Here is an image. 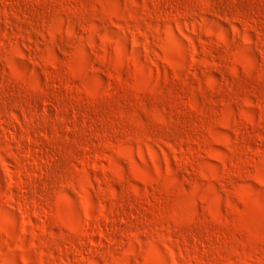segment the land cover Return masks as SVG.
<instances>
[{"label": "rangeland", "instance_id": "obj_1", "mask_svg": "<svg viewBox=\"0 0 264 264\" xmlns=\"http://www.w3.org/2000/svg\"><path fill=\"white\" fill-rule=\"evenodd\" d=\"M61 1L0 0V110L5 115L0 112L4 120L0 126V158L12 157L3 147L4 143L10 147V139L11 153L14 151L27 164L31 163V149L38 150L44 143L47 148H42L49 156L58 148L61 150L55 156L59 158H63L59 155L62 150H75L74 157L63 155L72 162L64 171L65 177L74 181L78 174L82 177L95 210H109L132 191L140 194L142 198L130 194V200L140 204H136L138 216L131 217L126 211L131 217L128 222L120 214H112L110 223L109 219L100 224L129 230L137 223L135 226L148 228L153 237L126 232L121 236L123 243L110 248L112 255L96 250L95 264H159L157 252L168 264H185L184 256L193 263L188 252L195 246L201 252L202 264H264V142L256 136L264 133V110L260 112L257 106L264 104V0H172L180 4L178 7L171 0ZM18 83L48 89L52 86L53 94H59L55 95L58 100L54 98L57 104L63 106L66 101L68 109L79 108L78 112L66 111L73 117L75 114L76 120L78 117L86 136L76 137L67 128L73 117L66 111L68 122L67 115L55 110L57 115L46 116L42 98ZM9 104L19 118L23 111L28 118L29 112L41 127L46 124L43 128L55 135L61 133L60 146L39 134V141L44 143L28 144L25 136L21 147L12 142L11 131L17 135L22 131L11 116ZM244 117L255 124L251 126ZM12 128L20 129L15 132ZM87 133L90 139H86ZM72 137H76L74 143ZM194 139L200 140L196 143ZM15 147L22 153L18 155ZM86 151L89 162L97 167L83 169L80 156ZM10 157L4 160L14 164ZM2 170L0 161V192L6 188ZM64 172H56L53 181L62 185L60 189L55 185L58 194L62 192L58 196L62 198L60 214L46 228L38 227L42 214L38 218L31 214L32 224L24 223L13 200L0 198V205L5 200L2 206L16 216L14 220L0 217V264L94 263L68 252L59 241L64 224L73 218L71 206L81 213L84 209L79 185L66 186L58 179ZM31 181L34 183L27 178L30 191ZM10 189L8 196H21ZM97 190L104 192L106 199ZM37 194L33 196L38 199L41 196ZM43 199H38L39 207L49 209ZM198 234L202 240L199 243L193 237ZM220 238L228 243L221 252L216 244Z\"/></svg>", "mask_w": 264, "mask_h": 264}, {"label": "bare ground", "instance_id": "obj_2", "mask_svg": "<svg viewBox=\"0 0 264 264\" xmlns=\"http://www.w3.org/2000/svg\"><path fill=\"white\" fill-rule=\"evenodd\" d=\"M15 1V0H14ZM36 1L38 2V0H35V2L34 3H36ZM41 1V0H40ZM63 1V0H62ZM61 1V2H62ZM160 1V0H159ZM169 1V0H168ZM166 2V1H165ZM171 2H172V0H171ZM176 2H178V0L176 1ZM176 2H172V3H174V4H172V5H174V7H178V6H180V4L179 3H176ZM23 3V2H22ZM25 3V2H24ZM33 3V2H32ZM262 3V2H261ZM32 5V4H31ZM30 5V6H31ZM39 5V4H38ZM170 5V4H169ZM182 5V4H181ZM187 5H189V4H187ZM263 5H264V2H263ZM38 7V6H37ZM263 7V6H262ZM13 8V7H12ZM171 9V8H170ZM174 9V8H173ZM185 9V8H184ZM186 9L189 11L190 9H189V7L187 8L186 7ZM175 10V9H174ZM186 10V11H187ZM171 11V10H170ZM180 11V10H179ZM261 11V10H260ZM5 13V12H4ZM174 13V12H173ZM186 13H188L189 14V12H186ZM247 13V12H246ZM0 14H1V12H0ZM172 14V13H171ZM170 14V15H171ZM190 14H191V12H190ZM173 15V14H172ZM249 15V14H248ZM243 16V15H242ZM252 16V15H251ZM262 16V15H261ZM172 18V17H171ZM178 19V18H177ZM263 19V18H262ZM260 20V19H259ZM176 22V21H175ZM1 38V37H0ZM2 40V39H1ZM205 49V48H204ZM58 74V73H57ZM48 76V75H47ZM59 76V75H58ZM51 78V77H50ZM49 78V79H50ZM60 78V77H59ZM48 79V78H47ZM58 79V78H57ZM56 79V80H57ZM51 80H54V78L53 79H51ZM49 81V80H48ZM58 81V80H57ZM51 82V81H50ZM53 82V81H52ZM51 82V83H52ZM55 82V81H54ZM60 82V81H59ZM58 82V83H59ZM49 83V82H48ZM19 84V86L20 87H22L23 89H26L27 91L29 90V91H32L33 93H36L39 97H41L42 98V103H43V105H41V106H43V110L45 111H43L44 113H46L45 115L46 116H49V115H51L52 113L53 114H55V115H57L55 112H62V114H64L65 116L67 115V113L69 112H67L66 111V109L67 110H69L68 108H67V106H68V104L69 103H66V105L67 106H64V104H65V102H64V104H63V106H61L60 104H61V102L59 103V101H58V103L59 104H57L56 103V101L58 100V97H56V96H58V95H56V94H53L54 92L53 91H51L52 90V86H49V88L50 89H48V87H45V88H43L42 86L41 87H37L36 85L35 86H30V87H26V86H24L23 84H21V83H18ZM17 84V85H18ZM46 84V83H45ZM2 85V84H1ZM8 85V84H7ZM6 85V86H7ZM12 85V84H11ZM4 86V85H3ZM57 86V85H56ZM89 86V85H88ZM0 87H2V86H0ZM64 87V86H63ZM4 88V87H3ZM2 88V89H3ZM9 88V87H8ZM8 88H7V90H8ZM54 88V87H53ZM2 89H1V91H2ZM63 89V88H62ZM6 90V91H7ZM54 90V89H53ZM87 91V90H86ZM68 92H70L69 90H68ZM175 92V91H174ZM65 93V92H64ZM71 93V92H70ZM76 93V92H75ZM63 93H61V95H62ZM78 94V93H77ZM81 94V93H80ZM91 94H93V93H91ZM178 94V96H179V93H177ZM177 94H175V95H177ZM30 95V94H29ZM56 95V96H55ZM84 95V94H83ZM99 95H101V94H98V96ZM72 96V95H71ZM76 96V95H75ZM85 96V95H84ZM93 96V95H92ZM174 96V95H173ZM83 97V96H82ZM94 97V96H93ZM101 97V96H100ZM99 97V98H100ZM54 98H56L55 100H54ZM74 98V97H73ZM89 100H90V98L89 97H87ZM98 98V97H97ZM96 98V99H97ZM5 99V98H4ZM38 99V98H37ZM60 99H62V98H60ZM70 99V98H69ZM95 99V100H96ZM101 99V98H100ZM7 100V99H6ZM14 100V99H13ZM15 100H16V98H15ZM64 100V99H63ZM67 100V99H66ZM71 100V99H70ZM85 100V99H84ZM93 101H94V99H92ZM2 101V100H1ZM1 101H0V104L2 105V103H1ZM61 101V100H60ZM83 101V100H82ZM81 101V102H82ZM86 101V100H85ZM7 102V101H6ZM6 102H4V103H6ZM18 102H20V101H18ZM22 103H24L23 101H21ZM21 102L20 103H18V104H21ZM28 102V101H27ZM7 103H11L12 105H13V103H12V101L10 102H7ZM6 103V104H7ZM26 103V102H25ZM39 103V102H38ZM56 103V104H55ZM62 103H63V101H62ZM80 103V102H79ZM261 103V104H260ZM260 103H258V108L260 109V112H261V110H264V104H263V106H262V102H260ZM11 104H9V105H11ZM14 104H15V102H14ZM16 104H17V102H16ZM17 104V106L16 105H14V106H16V108H18L19 107V105ZM81 104V103H80ZM8 105V104H7ZM12 105L10 106V108L12 107ZM40 105V104H39ZM72 105H73V107H75L74 106V104L72 103ZM71 105V106H72ZM76 105V104H75ZM78 105V104H77ZM6 106V105H5ZM22 105H20V107H21ZM38 107V106H37ZM68 107H70V106H68ZM78 107V106H77ZM191 107H192V109L194 110V111H197V113H198V110H196L197 109V107H196V105L195 104H192L191 105ZM7 108H8V106H7ZM0 109H2V108H0ZM14 109H15V107H14ZM19 109V108H18ZM21 109V108H20ZM19 109V110H20ZM76 109H79V108H76ZM75 108H71L70 110H72V112H78L77 110H76ZM83 109V108H82ZM4 110H6V109H4ZM9 110H11V109H9ZM9 110H7V112L9 111ZM12 110H13V107H12ZM11 110V111H12ZM19 110H16L17 112L19 111ZM26 110V109H25ZM29 110V109H28ZM53 110H55V112H53ZM186 110V109H185ZM11 111H9V112H11ZM15 111V112H16ZM63 111H66V112H63ZM81 111V110H80ZM0 112H1V114H2V111L0 110ZM20 112V111H19ZM90 112V111H89ZM6 113V112H5ZM28 113V114H27ZM263 113H264V111H263ZM4 114V113H3ZM2 114V115H3ZM26 114L28 115V118L26 117V115H25V112L23 111L22 112V115H23V117H20V118H22V123H20V121H21V119L19 118V116L17 115V113H14V110H13V112H11V116L17 121V123L19 122V125H20V128H21V131H22V133L20 132V134H15L14 132H12L11 131V133L13 134V135H11L10 133H8V134H10V137H13V141L12 142H14L15 141V143L17 144V146H19V147H21V143H20V141L21 140H24L25 141V139H26V142L28 141V144H30L29 142H31V143H37V142H41V140L39 141V138H38V136L40 135L41 136V138H44V140H49L50 142H53L55 145L57 144V145H59V142H62V135H61V133H60V136L58 135H55V133L53 134V132L51 131H48V128L46 127V129L45 128H43L45 125L43 124V127H41V125L39 124V123H37L36 122V120H35V118L32 116V115H30L29 114V112H26ZM61 114V115H62ZM69 115H70V113H68ZM191 114V113H190ZM1 115V116H2ZM10 115V114H9ZM19 115H21L20 113H19ZM21 115V116H22ZM60 115V116H61ZM63 115V116H64ZM0 116V126H2L1 124H3V122H4V120H3V117H1ZM3 116H5V115H3ZM8 116V115H7ZM30 116L31 117H33L34 118V121L36 122H34L32 119L33 118H30ZM36 116V115H35ZM70 116H72V115H70ZM69 116V117H70ZM89 116V115H88ZM87 116V117H88ZM195 116H196V114H195ZM57 117V116H56ZM59 117V116H58ZM57 117V118H58ZM73 117V116H72ZM12 118V119H13ZM67 119H68V115H67V117H66ZM65 118V119H66ZM5 119V118H4ZM9 119H11V118H9ZM47 119V118H46ZM53 119H55V117L53 118ZM66 119V120H67ZM73 120H71L69 123H70V125L68 126L67 125V122L70 120V119H68L67 120V122H66V120H65V122L66 123H64V124H66V126L65 127H67L68 129H69V127L71 128V131H73V134L74 135H76V137L77 136H86L85 135V133H84V131H83V129L84 128H81V123H79V119H78V117H77V120H79V121H77L76 120V118H75V114H74V117L72 118ZM100 119V118H99ZM244 119L246 120V122L247 123H253V124H255L254 122H252V119H250V117H244ZM6 120V119H5ZM42 120V119H41ZM56 121H58V120H60V119H55ZM95 120V119H94ZM198 120V119H197ZM11 121V120H10ZM92 121V120H91ZM154 121H156V122H159V123H162L161 125H163V121L162 120H160V119H157V118H155L154 119ZM9 122V121H8ZM50 122H51V120H50ZM245 122V123H246ZM6 123V122H5ZM43 123V122H42ZM47 123H48V120H47ZM52 123V122H51ZM61 124H63L62 122H60ZM92 123V122H91ZM11 124V123H10ZM16 124V123H15ZM55 124V123H54ZM84 124V123H83ZM82 124V125H83ZM87 124H88V122H87ZM165 124V123H164ZM167 124V123H166ZM169 124V123H168ZM5 125V124H4ZM3 125V126H4ZM18 125V126H19ZM56 125V124H55ZM58 125V124H57ZM84 125H86V124H84ZM94 125H96V124H94ZM203 125V124H202ZM243 125H245V124H243ZM6 126V125H5ZM4 126V127H5ZM100 126V125H99ZM106 126V125H105ZM165 126V125H164ZM201 126V125H200ZM235 126V125H234ZM251 126H252V124H251ZM15 127V126H14ZM13 127V128H14ZM61 127V126H60ZM168 127V126H167ZM171 127V126H170ZM236 127V126H235ZM11 128V127H10ZM12 128V129H13ZM19 128V129H20ZM54 129H55V127H53ZM52 128V129H53ZM89 128V127H88ZM106 128V127H105ZM104 128V129H105ZM172 128V127H171ZM238 128V127H237ZM252 128V127H251ZM1 129V128H0ZM19 129H17L16 128V130L18 131ZM50 129V128H49ZM53 129V131H55V130H57V127H56V129L54 130ZM87 129V128H86ZM95 129V128H94ZM94 129H93V131H94ZM243 129V128H242ZM1 130H3V129H1ZM4 130H7V127H6V129H4ZM9 130V129H8ZM13 130H15V129H13ZM16 130H15V132H16ZM61 130V129H60ZM107 130V129H106ZM187 130V129H186ZM240 130V129H239ZM62 131V130H61ZM64 131H65V129H64ZM64 131L62 132V134L64 133ZM69 131V130H68ZM92 131V130H91ZM105 131V130H104ZM174 131V130H173ZM176 131V130H175ZM178 131H179V129H178ZM182 131H183V129H182ZM256 131V130H255ZM258 131V130H257ZM4 132V131H3ZM10 132V131H9ZM19 132V131H18ZM37 132V134H35ZM56 132V131H55ZM97 132V131H96ZM177 132V131H176ZM57 133V132H56ZM59 133V132H58ZM70 133V132H69ZM92 133V132H91ZM91 133H89V134H91ZM108 133V132H107ZM174 133V132H173ZM179 133V132H178ZM177 133V134H178ZM200 133V132H199ZM240 133V132H239ZM245 133V132H244ZM248 133V132H247ZM253 133V132H252ZM256 133V132H255ZM7 134V135H8ZM39 134V135H38ZM65 134V133H64ZM97 134V133H96ZM100 134V133H99ZM105 134H106V132H105ZM171 134H172V132H171ZM175 134V133H174ZM173 134V135H174ZM201 134V133H200ZM242 134V133H241ZM6 135V134H5ZM38 135V136H37ZM69 135V134H68ZM95 135V134H94ZM93 135V136H94ZM103 135V134H102ZM184 135V134H183ZM247 135V134H246ZM2 136H3V134H2ZM23 136H25L24 138L25 139H22L23 138ZM39 136V137H40ZM64 136V135H63ZM91 136H92V134H91ZM100 136H101V134H100ZM245 136V135H244ZM256 136H257V138L259 139V140H261V141H263L264 142V133L263 134H261V133H257L256 134ZM8 138H9V135L7 136ZM76 137H74V140L76 139ZM190 137V136H189ZM197 137V136H196ZM246 137V136H245ZM244 137V138H245ZM252 137V136H251ZM1 138V137H0ZM2 138H4V137H2ZM64 138H66V137H64ZM68 138V137H67ZM66 138V139H67ZM87 138H89L88 137V133H87V137H86V139ZM188 138V137H187ZM202 138V137H201ZM248 138H250L249 137V134H248ZM254 138V137H253ZM65 139V140H66ZM69 139V138H68ZM90 139V138H89ZM95 139V138H94ZM192 139V138H191ZM44 140L42 141L43 143H44ZM74 140H73V137H72V141H73V143H74ZM85 140V139H84ZM195 141H196V143H197V141L198 140H200V139H194ZM253 140V139H252ZM3 141H5V140H3ZM2 141V142H3ZM8 141V140H7ZM10 141H11V139H10ZM10 141H9V145H10V147L12 146L11 144H10ZM48 141V142H49ZM70 141V140H69ZM68 141V142H69ZM82 141H83V138H81V143H82ZM185 141V140H184ZM183 141V142H184ZM194 141V142H195ZM1 142V141H0ZM41 142V143H42ZM49 142V143H50ZM84 142V141H83ZM88 142V141H87ZM87 142H86V144H87ZM89 142H90V140H89ZM6 143H8V142H6ZM24 144H25V142H23ZM63 143H64V141H63ZM67 143V142H66ZM65 143V144H66ZM75 143H77V142H75ZM255 143V142H254ZM260 143V142H259ZM13 144V143H12ZM27 144V143H26ZM51 144V143H50ZM61 144V143H60ZM64 144V145H65ZM69 144H70V142H69ZM257 144V143H256ZM36 145V144H35ZM35 145L33 144V146L35 147ZM42 145H44V146H42V147H44V148H47V146L45 145V143L44 144H42ZM76 145V144H75ZM81 145V144H80ZM84 145H85V142H84ZM88 145V144H87ZM86 145V146H87ZM90 145V144H89ZM88 145V146H89ZM180 145V144H179ZM182 145V144H181ZM261 145V144H260ZM259 145V146H260ZM37 146V145H36ZM60 146V145H59ZM86 146H84L85 148H86ZM87 146V147H88ZM93 146V145H92ZM92 146H89V147H92ZM251 146V145H250ZM262 146V145H261ZM3 147L6 149V153L8 152L9 153V155L11 154L12 155V157H10V156H7V155H5V156H7V157H10V158H12V159H14L12 162H14L15 161V163L14 164H11L10 162H8L7 160H4V159H6L7 157H5V158H3V157H1L0 158V161H1V164H2V171H3V176H4V178H5V182H6V185H4V187L6 186V188L3 190V191H1L0 192V198L1 197H8L10 200H13V203H15V205H16V211H17V213L19 214V216L21 217V219L23 220V222L24 223H28V224H32L31 222V214H32V216L34 215V217L36 216V218H38L37 216H40L41 214H42V220H40V225L38 226V227H42V228H46L47 226H48V224H49V221L50 220H52V219H56L58 216H59V214H60V200L62 199L61 197H59L58 198V196L62 193H60V194H58L59 192H58V189H60V185H61V183L59 184V183H57V185H59V188L58 189H56V187H55V185L53 184V181H55L54 179L56 178V176H57V174H56V172L58 173H63L65 170L67 171V167H68V165H70V163L72 164V162H69V160L68 159H64L65 157V155H66V153L68 154V156L67 157H70V156H73V153H74V155H75V150L73 149V147H72V149L75 151H73V153H72V150H70V149H66V150H62V151H64V153H59V155L61 154H65L64 156L62 155L61 157H63V158H59L58 157V155H57V157L55 156L57 153H58V151H60L61 149H59L58 148V150H57V153L54 155V154H52V152L53 151H49V153H51L52 154V156H49L48 155V152L46 151V150H44L42 147H40V148H38V150H37V148L35 147L34 148V151L32 152V149L31 148H28V149H31V152H30V150H29V152H30V154L31 155H29V156H31V163H29V164H27L25 161H22V159L20 160V156H17L15 153H14V151H12V153H14V154H12L11 153V149H10V147L8 146V145H6L5 143L3 144ZM26 147V146H25ZM27 147H30V145H27ZM27 147H26V149H27ZM31 147H32V145H31ZM39 147V146H38ZM49 148H50V146H48ZM51 147H52V145H51ZM58 147V146H57ZM61 147H62V145H61ZM63 147H65V146H63ZM66 147H67V144H66ZM69 148H70V146H68ZM76 147V146H75ZM96 147V146H95ZM179 147V146H178ZM13 148V147H12ZM15 148H17V147H15ZM48 148V149H49ZM97 148V147H96ZM148 148H150V146L148 147ZM187 148V147H186ZM18 149H20L21 150V148H17L16 150L17 151H15V152H17V154L19 155V153L21 152L20 150H19V153H18ZM37 151H39V153L38 152H36V150ZM55 149V148H54ZM57 149V148H56ZM64 149V148H63ZM80 149V148H79ZM179 149V148H178ZM235 149V148H234ZM233 149V150H234ZM14 150V149H13ZM52 150V149H51ZM81 150V149H80ZM86 150V149H85ZM95 150V149H94ZM93 150V148H92V151H94ZM151 150H152V148H151ZM181 150V149H180ZM238 150H239V148H238ZM237 150V151H238ZM255 150H256V148H255ZM259 150V149H258ZM24 151V150H23ZM28 151V150H27ZM26 151V152H27ZM45 151V152H44ZM88 151V150H87ZM86 151V152H87ZM178 151V150H177ZM236 151V152H237ZM242 151V150H241ZM40 152H42L44 155V157L45 158H43L42 157V155H41V153ZM56 152V151H55ZM77 152H78V150H77ZM82 152V151H81ZM86 152H84L85 153V155L83 154H81V156H80V158H81V164H82V167H88V168H93L94 166L95 167H97L96 166V163H94V162H89V160H90V158L89 157H87L86 155L88 154V152H90V150L86 153ZM175 152V151H174ZM183 153H184V151H182ZM186 152V151H185ZM236 152H233V153H236ZM240 152V151H239ZM243 152V151H242ZM264 152V151H263ZM7 153V154H8ZM22 153V152H21ZM28 153V152H27ZM37 154H40V155H37ZM168 154V153H167ZM177 154V153H176ZM178 154H179V152H178ZM177 154V155H178ZM195 154V153H194ZM242 154V153H241ZM55 157H54V156ZM76 155H78V153L76 154ZM79 155H80V153H79ZM100 155V154H99ZM175 155V154H174ZM180 155V154H179ZM184 155V154H183ZM235 155V154H234ZM89 156V155H88ZM74 157V156H73ZM76 157V156H75ZM151 157H152V159L155 161V163H156V156H155V154L153 153V152H151ZM175 157H177L176 155H175ZM181 157H183V156H180V157H178V158H176V159H178V161H180L181 160ZM245 157V156H244ZM22 158H23V156H22ZM28 158V157H27ZM26 159V158H25ZM71 159V158H70ZM75 159V158H74ZM175 159V160H176ZM239 159H240V157H239ZM71 160H73V159H71ZM231 160V159H230ZM241 160V159H240ZM244 160V159H243ZM27 161V160H26ZM91 161V160H90ZM93 161V160H92ZM235 161H237V160H235ZM79 162H80V160H79ZM158 164V163H157ZM71 166V165H70ZM85 167L83 168V169H85ZM71 169H73V167L71 168L70 167V169L69 170H71ZM78 170V169H77ZM82 170V169H81ZM86 170V169H85ZM103 171H106V169L103 167V169H102ZM65 171V172H66ZM83 171V170H82ZM64 172V174H63V176L64 177H62V178H60V174L58 175L59 176V178L58 179H60V181L62 180V183H65L66 184V186H74L75 184H78L79 185V187L81 188V190L83 191V193H84V209H83V211H82V213L80 212V210H79V208H77V207H75V206H71V213H72V219L69 221V222H67L66 224H64V228H65V231L63 232V233H61V235H60V237H59V241H62L63 243H64V248L68 251V250H70L76 257H78V258H80L81 260H84V261H89V262H94L93 261V257H96V253H98V252H96V250H99V252H103V255H106L104 252H106V253H109L110 252V250L112 251V249H110L112 246H115V245H120V244H122L123 243V241H122V238H121V236H123L126 232H129L130 234H131V236H133V235H139L140 233L141 234H147V237L149 236V238H150V236L152 235H150L149 234V232H148V228L146 229V227H138V226H135V225H137V223L136 224H134V225H132L131 226V228L128 230H123L122 228H120V227H117L116 225H111V226H109V225H105V227H103L101 224H100V222H101V220L103 221H108L110 218H109V216L110 215H112V214H116V215H119L120 214V218L121 219H123V220H125V222H128L129 220H128V217H133L134 215L135 216H138V215H136V211L137 210H139V209H137L138 208V206L137 205H140V204H137L136 203V201H131L130 200V194L131 195H133L132 197H141L140 196V194L139 193H137V192H135V191H132L131 193H126L127 194V199H123V198H121V200H119V202H118V204H112L111 205V208L109 209V210H104V209H102V208H98V210H95V208H94V205H93V202H92V200H91V198H90V194L91 193H89V191L86 189V188H84L83 186V181H82V177L81 176H79V174L77 175V177L75 178V180L76 181H74L73 179H71V178H66L65 177V175H66V173ZM69 172V171H68ZM71 172V171H70ZM69 172V173H70ZM75 172V171H74ZM84 172V171H83ZM75 173H77V172H75ZM74 173V174H75ZM78 173H79V171H78ZM72 174V173H71ZM62 175V174H61ZM75 175V176H76ZM27 178H28V180L29 179H31V180H34V183H33V181H31L32 182V184H31V186H29V187H31V191L29 190V188L27 187V183L28 182H30V181H28L27 182ZM96 179V178H95ZM57 180V179H56ZM99 180V179H98ZM57 182V181H56ZM56 185V186H57ZM62 186V185H61ZM10 188H13L14 190H16L17 191V193L19 194L20 193V195L21 196H18V195H16V199H13V195L11 194V192H10V195H12V196H8L7 194H8V191H7V189H10ZM99 189V188H98ZM10 191H11V189H10ZM60 191V190H59ZM62 191V190H61ZM30 192H31V196H30ZM38 193L37 195H39V196H37V197H40V198H44L43 199V202L45 201L47 204L45 205V206H47V205H49L48 207H49V209L47 208L46 209V207L45 208H41V207H39V200L38 199H40V198H35L34 196H33V194L34 193ZM94 192V191H93ZM97 193L101 196V197H103V198H105L106 199V195H105V193L104 192H102L101 190H97ZM95 194H96V192H95ZM92 195V194H91ZM97 195V194H96ZM143 195V194H142ZM145 195V194H144ZM143 195V196H144ZM15 198V197H14ZM142 198V197H141ZM146 198V197H145ZM3 199V198H2ZM4 199H7V198H4ZM148 199V198H147ZM156 199V198H155ZM1 200V199H0ZM8 200V199H7ZM42 200V199H41ZM134 200V199H133ZM150 200V199H149ZM5 201V200H4ZM4 201H3V203H4ZM9 201V200H8ZM140 201V200H139ZM154 201H156V200H154ZM1 202V201H0ZM6 202V201H5ZM3 203L0 205V217L1 216H7V217H10L11 219H13L14 220V218L16 217L15 216V213H14V211H10V210H8V209H6V208H4L2 205H3ZM12 203V202H11ZM12 203V204H13ZM145 203V202H144ZM143 203V204H144ZM4 204H6V203H4ZM137 204V205H136ZM156 204V203H155ZM41 205V204H40ZM145 205V204H144ZM151 205V204H150ZM6 206V205H5ZM8 206H9V204H8ZM149 206V205H148ZM43 207V206H42ZM143 207V206H142ZM143 208H145V207H143ZM12 209V208H11ZM153 209V208H152ZM152 209H151V211H152ZM121 210V211H120ZM148 209H144V212L145 211H147ZM126 211H128V214L130 215V216H127V214H126ZM133 211H135V212H133ZM140 211H142V210H140ZM154 211H155V209H154ZM148 212V211H147ZM150 212V211H149ZM153 212V211H152ZM151 212V213H152ZM122 213V214H121ZM143 213V212H142ZM154 213V212H153ZM138 214V213H137ZM158 214V213H157ZM142 215V214H141ZM145 215V214H144ZM148 215H149V213H148ZM151 215V214H150ZM41 217V216H40ZM114 217V216H113ZM112 217V218H113ZM130 217V218H131ZM33 218V217H32ZM118 218V217H117ZM129 218V219H130ZM144 220H145V222H148L149 223V221H148V218L146 217V216H143L142 217ZM35 219V218H34ZM41 219V218H40ZM150 219V218H149ZM39 220V219H38ZM37 220V221H38ZM113 220V219H112ZM118 220V219H117ZM137 220V219H136ZM139 220V219H138ZM141 220V219H140ZM110 221H111V219L108 221L109 223H110ZM131 221V220H130ZM154 221V220H153ZM153 221H150V222H153ZM124 222V221H123ZM139 222H141V221H139ZM38 223V222H37ZM37 223H35V224H37ZM107 223V222H106ZM116 223V222H115ZM114 223V224H115ZM119 223H121V222H119ZM124 224V223H123ZM152 224H154V222L152 223ZM109 226V227H108ZM140 226V225H139ZM132 227H133V229H132ZM205 228V227H204ZM213 228V227H212ZM209 229V228H208ZM205 230H207V229H205ZM210 230V229H209ZM223 230V229H222ZM208 231V230H207ZM202 231H200V233H201ZM218 232V231H217ZM221 232H223V231H221ZM220 232V233H221ZM209 233V232H208ZM128 234V233H127ZM133 234V235H132ZM196 234H197V232H196ZM210 234V233H209ZM214 234V233H213ZM212 234V235H213ZM200 234H198V236L197 235H194L193 237H194V241L195 242H197V241H199V242H201L202 240H201V235L199 236ZM211 235V234H210ZM131 236H128V237H125L126 239L128 238V240H127V242L129 243L130 242V240H129V238L131 237ZM207 236H209V235H207ZM218 236V235H217ZM151 237H153V236H151ZM221 237V236H220ZM224 237V236H223ZM124 238V237H123ZM218 238V237H217ZM152 239V238H151ZM150 239V240H151ZM208 239V238H207ZM211 238H209L208 240H210ZM228 239V238H227ZM192 240V239H191ZM201 240V241H200ZM215 240V239H214ZM218 240V242L219 243H216L218 246H219V250H220V252L221 251H224L225 250V246H227V242L226 241H221V238L220 239H217ZM220 240V241H219ZM152 241H154V239H152L151 240V242ZM211 241V240H210ZM199 242H197V243H199ZM208 242V241H207ZM213 242V241H212ZM211 242V243H212ZM215 242V241H214ZM210 243V244H211ZM193 244V243H192ZM194 245V244H193ZM203 245V244H202ZM206 245H207V243H206ZM58 246V245H57ZM87 246H89V247H87ZM189 246V245H188ZM192 246V245H191ZM195 246V245H194ZM209 246V245H208ZM213 246V245H212ZM87 247V251H86V248ZM92 247V248H91ZM119 247V246H118ZM63 248V249H64ZM84 248V249H83ZM209 248V247H208ZM214 248H216L217 249V247L216 246H214ZM115 249V248H114ZM117 249V248H116ZM193 249V251L191 250V252H188V255L191 253V255H192V258L194 259L193 261V263L194 264H202L203 262H199L200 261V253H198V251H196V246L195 247H193L192 248ZM210 249H211V247H210ZM65 250V251H66ZM190 251V250H189ZM69 252V251H68ZM96 252V253H95ZM101 252V253H102ZM71 253V254H72ZM96 254L95 256H93V254ZM100 253V254H101ZM111 253V252H110ZM115 253V252H114ZM113 253V254H114ZM99 255V254H98ZM111 255H112V253H111ZM156 255H157V257H158V261H159V264H168L167 262H166V260L163 258V256H161V254L159 253V252H157L156 253ZM100 256V255H99ZM102 256V255H101ZM205 256V255H204ZM105 257H107V256H105ZM104 257V258H105ZM184 258H185V264H193L192 262H191V260L188 258L187 259V257L186 256H184ZM202 258V257H201ZM213 263V262H212ZM93 264H95V262L93 263ZM175 264V263H174ZM214 264V263H213ZM215 264H218V263H216L215 262Z\"/></svg>", "mask_w": 264, "mask_h": 264}]
</instances>
